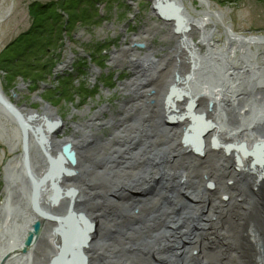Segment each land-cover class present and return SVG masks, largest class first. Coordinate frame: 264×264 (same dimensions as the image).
<instances>
[{"label":"bare ground","instance_id":"1","mask_svg":"<svg viewBox=\"0 0 264 264\" xmlns=\"http://www.w3.org/2000/svg\"><path fill=\"white\" fill-rule=\"evenodd\" d=\"M151 1L154 7L160 3L172 7L170 15L180 18L182 25L176 33L174 20L157 15V24L144 23L137 34L125 36L117 54L110 53L109 66L117 67V73L126 68L130 76L118 92V105L109 106V116L99 118L106 116L101 107L92 114L95 130H109L108 137H87L94 134L85 127L88 123L60 139L40 124L44 118L56 120L65 130L67 124L55 110L42 106L40 114L32 112L35 118L24 115L46 138L45 155L36 152L39 139L28 135L32 178L39 181L61 167L75 175L55 179L58 201L44 182L35 193L36 212L31 182L22 189L13 175L17 170L26 174L24 155L7 162L0 264H56L61 238L77 241L89 229L81 215L93 225L86 234L91 243L73 246L62 264H264V55L259 63L258 54L252 53V47L256 52L264 47V38L236 35L225 28L220 46L213 37L223 16L210 11L205 0H198L207 9L194 11L196 17L183 0ZM152 40L176 54L175 60L167 55L155 58L153 53L165 52L149 47ZM136 43L149 49L146 60V54L134 49ZM67 60L70 66L75 59ZM149 60L156 62L142 72L143 62ZM172 74L179 78L177 84L172 83ZM173 86L183 94L177 101ZM125 95L131 96L129 100ZM91 108L73 113L83 116ZM169 117L176 120L170 123ZM8 126H16L15 120L0 111L1 136L16 151L20 133L14 127L10 139ZM89 140L92 146L82 148ZM66 143L75 154L74 165L63 156L57 160ZM47 156L58 163L51 165ZM16 188L17 215L26 223L13 245L4 231L18 224L9 204ZM69 190L75 193L73 200L63 196ZM35 222L42 230L24 248Z\"/></svg>","mask_w":264,"mask_h":264},{"label":"rangeland","instance_id":"2","mask_svg":"<svg viewBox=\"0 0 264 264\" xmlns=\"http://www.w3.org/2000/svg\"><path fill=\"white\" fill-rule=\"evenodd\" d=\"M183 1L194 17H196L194 11L207 9L206 5H201L198 0ZM205 1L210 11L221 13L223 16L221 23H216L217 31L213 37L220 46L226 38L225 28H229L236 35L264 37V0ZM35 4L50 5L48 17L55 14L60 15L62 19L52 21L54 26L57 24L56 31H54L55 28L50 29L52 24L49 21L42 24L47 30L41 37H24L34 22L40 19V15H37L38 9L35 14L30 13L31 6ZM153 5L151 0H0V88L2 92L16 107L24 108L26 112H40L41 102L45 101L57 111L64 123L71 122L81 126L90 123L93 112L103 104L118 105L120 101L118 93L114 92L113 95L108 96L104 93V89L108 87V90L121 91L115 83L122 81L130 73L128 74L126 68L118 70V73L114 71L117 67H111L108 64L110 53L114 50L118 53L125 36L137 34L145 24H157L158 19ZM213 21L217 22L214 19ZM38 23L41 24V22ZM51 33H53L52 37H50ZM81 35L88 36L87 40L80 37ZM156 41L152 40L154 43ZM12 43L15 45L9 47ZM40 47H43L44 51H39ZM33 49L38 55L36 59L27 54ZM255 49L252 47V53L258 54L256 61L261 63L264 47L257 52ZM23 53L26 54L23 56ZM67 54L69 56L71 54L75 59L72 61L73 66H68L66 64L68 61L66 65H64L65 61L59 63L63 59L67 60L69 57ZM85 57L88 58L85 59ZM158 57V55L155 56L157 59ZM252 58L255 60V57ZM54 68L61 69V73H55ZM93 69L101 72L95 77L92 73L90 78ZM13 95H16V98ZM129 97L131 96L125 95L124 100H129ZM88 106L92 107L90 113L83 116L72 112V109L77 112L83 111ZM12 127L8 126L7 131L10 139L14 137V127L17 129V126ZM68 131L67 129L65 134ZM103 132L100 130L99 134L104 135L105 138L108 137L109 130L106 129ZM3 137L0 132V207L4 202L3 189L7 162L22 154L20 143L16 151H11L10 145L6 142L7 138L5 137L4 141ZM63 138L60 137V139ZM18 140L21 141L20 138ZM13 175L18 178L22 189L29 187L25 173L17 170ZM18 192L16 188L9 202L13 207L14 215L18 216V224L15 223L12 230L4 231L6 239H11L13 245L18 244L22 226L26 223L21 214L17 215L19 207L15 204Z\"/></svg>","mask_w":264,"mask_h":264},{"label":"water","instance_id":"3","mask_svg":"<svg viewBox=\"0 0 264 264\" xmlns=\"http://www.w3.org/2000/svg\"><path fill=\"white\" fill-rule=\"evenodd\" d=\"M159 11V14L162 16V18L164 19H168V17H172L170 15V13L166 10H170L168 8V6H162L161 3L156 7ZM174 18V17H173ZM177 20V24H176V32H179V29L181 28V19L178 18ZM181 23V24H180ZM177 82H179V78L177 77L176 79ZM173 94L177 97L178 93H181L182 91L180 89H177V87L175 86L173 88ZM0 111L8 116L11 117L13 120H15L16 125L18 126L20 133H21V140H22V151H23V164H24V168L26 170V175L29 178L31 184H32V198H31V205L33 207V209L38 212L37 210V206H36V199H35V193L38 190V188L44 183L45 180H47L50 185L51 188L55 190V192L57 193L54 196V200L58 201V199H60V192L56 189L55 184H54V179L55 176H48L45 175L41 178V180L36 181L32 178L31 174H30V169H29V162H28V151H29V146H28V135L32 134L35 135L38 133L39 135L43 136L42 131L39 130H33L32 127L28 124V122H26L25 120V116L23 114H21L20 110L18 108H16V106H14L10 100L4 95V93L2 92L1 88H0ZM57 124H49L47 125V129L48 132H52L54 130V127ZM186 136V135H185ZM186 138H189V136H187ZM38 145L41 148V151L46 155L45 150H44V143L43 140L39 139ZM62 156H64V158H66L67 161H69L72 165L75 164V158H74V153L70 151V145L65 146L64 148H62V154L58 156V159L60 160L62 158ZM48 157V156H47ZM50 160L51 165H53L55 163V160L51 159L50 157H48ZM62 166V165H61ZM61 170L63 171L64 174L66 175H70L73 174L74 172L69 171L67 169L61 168ZM72 193L74 191H71ZM74 194V193H73ZM81 223L85 224L86 226L89 227V229L92 231V225H90V223L88 222V220H86L85 217H83L82 215L79 216ZM41 225L39 222H35L32 225V231L28 233V235L25 238L24 241V248L29 247L32 243H34L35 237H37L40 232H41ZM89 241V237L84 236L83 239L81 240V243L79 244L80 247L85 246L86 243ZM83 242V243H82ZM79 255V253H78Z\"/></svg>","mask_w":264,"mask_h":264},{"label":"flooded vegetation","instance_id":"4","mask_svg":"<svg viewBox=\"0 0 264 264\" xmlns=\"http://www.w3.org/2000/svg\"><path fill=\"white\" fill-rule=\"evenodd\" d=\"M139 30H141V28L139 29ZM139 30H138V32H139ZM129 43H130V41H128ZM125 43V41H122V43H121V45H122V47H124L123 46V44ZM155 44V45H154ZM139 46H142L143 48H140ZM148 46L149 47H154V48H156L157 50L158 49H160L161 51H163V52H165V54L163 53L161 56H159V57H163V56H165V55H167V56H170L169 58H173V60H175V55L176 54H171V52H170V50L169 49H167V48H164L163 46H158V43L156 44V43H150V44H148ZM133 47H134V49H140V51L143 53V55H145L144 56V58L146 57V58H148L147 56H149L150 55V53H148V48L146 49V45H144L143 43L142 44H139V43H136V44H133ZM132 47V48H133ZM149 54V55H148ZM157 56L156 55V53H153V56ZM158 57V58H159ZM146 58H145V60H146ZM156 61H152V60H149L148 62L147 61H144L143 62V64H142V66H141V70H142V72H145L146 70H148V69H152L151 68V66H152V64L153 63H155ZM129 74V73H128ZM149 74H152V73H149ZM158 74V73H157ZM129 76L130 75H127V76H125L123 79H122V81H117L116 83H115V86H117V87H119L120 88V90L122 91L123 90V85H124V83L129 79ZM128 78V79H127ZM176 79H177V77H176V75L175 74H172V83L173 82H176ZM115 82V81H114ZM122 86V87H121ZM109 88L108 87H105V92L104 93H106V91H109V92H111V93H108V96H111V95H113L112 93H114V92H121V91H116V90H108ZM103 93V94H104ZM111 94V95H110ZM42 101V100H41ZM50 103H47V102H45V101H42V106H45L47 109H52L51 108V106L49 105ZM112 104L111 103H106V104H103L102 105V107H101V109L100 110H102V112H104L105 114H106V116H104V117H99L100 119H104V118H106V117H108L109 116V114H110V112H111V110H112V108L111 107H109V106H111ZM114 105V104H113ZM117 105V104H116ZM103 108V109H102ZM108 108V110H106ZM54 110V109H53ZM73 110L74 109H72V112H73ZM74 111H76V110H74ZM32 112H34V111H29V115L31 116V114H32ZM44 112V111H43ZM55 112L57 113V111L55 110ZM77 112V111H76ZM42 113V112H41ZM75 113V112H74ZM38 114H40V113H38ZM76 115H77V113H75ZM115 115H116V113H115ZM56 116L57 117H59V120L60 121H62V119H60V115L57 113L56 114ZM31 117H33V118H35L36 116L34 115V116H31ZM90 124H88V125H86L85 127H88L89 129H91V132L92 133H94V134H89V136H87V137H91V136H95L96 137V135L97 136H99V138H100V136H103L104 137V135H101V134H99V131H100V129L98 128L97 130H95L96 128H95V126L94 125H92L93 123H95V122H93L94 121V119H93V116H92V118L90 119ZM63 122V121H62ZM41 126L43 127V130L45 131V132H48V129H47V125H49V124H57L55 127H54V130L51 132V133H54L55 135L54 136H56V137H61V136H63V135H71V133H78L79 131H76L75 129H74V127H76V126H78L79 124H71V122H66V124H67V128H65V130H63V127L62 128H59V123H58V121H56V120H52V121H49V120H45V118L41 121ZM100 126H102V123H101V125ZM32 127V126H31ZM71 128V129H70ZM101 128V127H100ZM32 129L33 130H39L38 128H35V127H32ZM69 130L68 131V133L67 134H65V132H66V130ZM95 131V132H94ZM96 132H98L97 134H96ZM49 133V132H48ZM43 134V133H42ZM30 135H32V134H30ZM37 136H38V139H41V140H43V143H44V145L46 146V138L44 137V135L43 136H41V135H39L38 133L36 134ZM35 136V135H34ZM77 136V134L75 135V137ZM35 139H37V137H35ZM38 142H39V140H38ZM93 143V141L92 140H89L86 144H84V145H82L81 147L82 148H84V146L86 145L87 147H90V145ZM68 143H66V145H67ZM66 145H64V146H66ZM44 146V147H45ZM53 149H55V148H53ZM61 151H62V147H61V149H60ZM39 152H40V150H39Z\"/></svg>","mask_w":264,"mask_h":264},{"label":"trees","instance_id":"5","mask_svg":"<svg viewBox=\"0 0 264 264\" xmlns=\"http://www.w3.org/2000/svg\"><path fill=\"white\" fill-rule=\"evenodd\" d=\"M50 8V5H43V6H40L39 4H35L34 6H31V10H30V13L33 15L35 14L36 10L38 9L39 10V14L37 15H40V19H38L39 21H36L34 22V25H32V27L30 28V30L24 35V37H41L42 35H44V32L47 30L45 29V27L42 26V24L44 23H48L49 21H51V24H52V21H59V19H62V17L59 15H55L52 16V17H48V9ZM70 20V19H68ZM70 21H74L73 19L70 20ZM38 22H41L38 23ZM52 28H55L54 31L57 30V24L56 26H54V24L50 25V29ZM49 31V30H48ZM52 34H50V37H52ZM15 43H12L9 47L11 46H14ZM39 51H44V48L43 47H40L38 48ZM26 53H23L22 55L24 56ZM27 54H30L31 58H34L36 59V57L38 55H36V53L34 52V49L32 51H28ZM36 55V56H35ZM40 57V55H39ZM36 71L38 72V69H36Z\"/></svg>","mask_w":264,"mask_h":264}]
</instances>
